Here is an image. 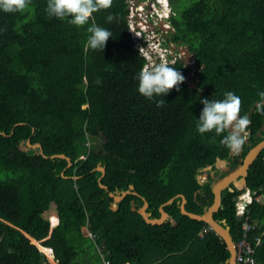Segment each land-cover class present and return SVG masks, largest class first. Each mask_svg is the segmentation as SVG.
I'll use <instances>...</instances> for the list:
<instances>
[{"label":"trees","instance_id":"obj_1","mask_svg":"<svg viewBox=\"0 0 264 264\" xmlns=\"http://www.w3.org/2000/svg\"><path fill=\"white\" fill-rule=\"evenodd\" d=\"M46 6L31 0L23 12L0 11V264H228L225 241L213 229L201 235L210 225L183 214L179 194L188 211L203 214L214 201V183L227 173L217 161L234 169L264 139V0H194L176 11L172 39L194 54L197 69L191 74L184 60L170 63L185 80L156 97L164 100L160 107L138 92L146 60L127 32V0L93 14L112 33L104 50L86 49L87 25L49 17ZM226 91L240 97L238 115L251 121L236 153L221 143L227 132L196 129L202 97L221 99ZM60 153L72 164L53 157ZM131 185L119 201L110 194ZM246 188L255 199L240 216L236 201ZM258 195L264 148L246 185L224 189L214 214L236 241L249 217L255 226L247 236L261 235L256 259L264 264ZM174 196L161 224L139 211L147 200L158 218Z\"/></svg>","mask_w":264,"mask_h":264},{"label":"clouds","instance_id":"obj_2","mask_svg":"<svg viewBox=\"0 0 264 264\" xmlns=\"http://www.w3.org/2000/svg\"><path fill=\"white\" fill-rule=\"evenodd\" d=\"M146 1L147 3L145 4V11L150 15L152 6L151 8L149 7L150 0ZM159 1L160 0H155L157 3H159ZM30 2L31 0H0V11L23 12L29 6ZM168 3L170 5V0H168ZM111 4L112 0H47L45 12L49 17H56L61 20L66 19L69 24L75 25L77 27L87 25L86 31L89 35L85 44V48L104 50L106 42L108 41L109 37L112 36V33L108 28L97 24L93 14L100 11L101 9L110 8ZM172 11L174 14L176 13L174 9H172ZM173 13L169 19H171V17L174 15ZM149 17L144 15L140 16L142 22H145ZM113 19L114 16L112 13H109L106 17V20L109 22H111ZM135 21L136 27L139 31L136 33V35H139L142 48H150L148 42H156L158 40L160 41V44L158 45L159 49L161 47L167 48V50L163 51L156 49L153 54V56L156 58L155 62L149 60L147 58L149 53L145 52V48L142 49L140 47L138 37L137 39L134 38L133 31H129V23L127 22V32L130 34L133 47L139 52L140 56L144 57L146 60V63L141 67L136 77L138 80V92L146 98L156 100V97H164L174 86H178L185 80V76L182 74V72L170 64L174 63L172 61L173 56H176V60H183L180 54V46L183 45H179L177 42H175L172 39L171 33V37H167V40L162 41V37L158 35L159 29H154L151 25L152 19L150 21V26L146 27L141 26V23H139L138 20ZM153 30L155 31V36L149 37V34H152ZM170 49H172V51ZM163 52L166 53V60L161 59V54ZM200 101L203 104V108L196 122L197 131L200 134L214 131L217 135L227 132V134L222 136L221 143L226 145L232 151H239L244 145L246 139H248L249 131L246 129L251 122L247 115H238L241 103L240 97L233 91H226L221 99L202 97ZM156 103L158 107L163 106L164 100H156ZM248 190L251 191L250 188H246L241 194L246 193ZM252 193L254 201L255 192ZM241 194H239V196ZM239 196L236 201V208ZM252 202L248 203V205Z\"/></svg>","mask_w":264,"mask_h":264},{"label":"water","instance_id":"obj_3","mask_svg":"<svg viewBox=\"0 0 264 264\" xmlns=\"http://www.w3.org/2000/svg\"><path fill=\"white\" fill-rule=\"evenodd\" d=\"M260 102H256V105H259ZM29 144L33 147H41V143H31L29 141ZM264 148V139L259 141L255 146H253L249 152L245 155L244 158L241 159V162L238 164V166L234 169L227 168V173L219 178L213 185V193H214V201L213 203L205 209V212L203 214H199L196 212L188 211L186 209V203L187 198L184 194H179V196L182 197L181 202V211L183 214H186L190 216L191 218L198 219V220H204L206 223H208L212 229L225 241V243L228 246L230 257L228 259V264H237L236 261V245H235V239L231 233L230 227L220 221H218L214 214L217 212L221 206L222 203V193L223 190L230 187L232 184H238V181H241L239 184L246 185L247 183V175H248V169L253 163L254 159L258 156L260 151ZM242 147L240 148L241 151ZM44 153V151L42 150ZM53 157H62L66 158L69 161V165L72 164L71 157L67 156L64 153L60 154H54ZM211 168V166H209ZM97 169L101 170L103 172L102 176L100 177V180H102V177L105 175L106 168L103 165H100L97 167ZM208 177V176H207ZM75 178H78L75 176ZM102 187L105 189H108V186L100 183ZM134 188L133 185L130 186V188L126 191H123L120 194H116L114 192H110V194L114 197L116 201H119L123 199L128 193L132 191ZM178 196V195H177ZM174 196L170 198L167 202L161 205V216L158 218L151 217V212L147 211V208L149 206V203L147 200H145L144 205L139 209V211L143 214L146 221L152 224H161L164 221L168 220L170 218V214L164 209V205L170 204L174 201V199L177 197ZM135 209V207H134ZM36 242H35V241ZM32 242L37 244L38 246H43L42 244H38V240L32 237ZM40 243V242H39ZM40 248V247H39ZM55 256V255H54Z\"/></svg>","mask_w":264,"mask_h":264},{"label":"built area","instance_id":"obj_4","mask_svg":"<svg viewBox=\"0 0 264 264\" xmlns=\"http://www.w3.org/2000/svg\"><path fill=\"white\" fill-rule=\"evenodd\" d=\"M144 2H147L146 0H141ZM128 2V8L130 10V14H129V19H128V23H129V31H133V36L135 39H137L138 37V42L140 44V47L142 48V44L139 40V35L137 36L136 33H138V29L136 27V21L138 20L139 23H141V26H150V21L153 18L154 20V24H151L153 26L154 29H159V33L158 35L161 37L164 36V33L167 34V37H171V34L174 33V28L171 27L172 23L171 21H169V27L165 25L166 21H161L163 19H166L168 17L171 16L172 12V8L170 7V5H164L162 3V1H159V5L157 6L156 3L157 2H152L151 6H152V10L150 12V15L146 13L145 11V4L143 5L139 2V0H127ZM140 4V6H138ZM169 4V3H168ZM162 9V11H161ZM174 14V13H173ZM150 16L149 18H147V20L145 22L141 21L140 16ZM155 18L157 19V21L155 20ZM167 20V19H166ZM171 29V30H170ZM166 30L167 33H166ZM170 31V32H169ZM155 31H152V34H149V37H154L155 36ZM171 33V34H170ZM160 44V41H151L148 42V45L150 46V48L148 47H143L145 48V52L153 55L156 49L158 48V45ZM142 48V49H143ZM160 51L162 50H167V48H160ZM172 51V49H170ZM166 53L163 52L161 54V59L166 60L167 57L165 56ZM173 62L176 61V56H173L172 59ZM155 62V61H154ZM257 200L264 202V199L262 198V195H258ZM253 201V193L248 190L246 193H243L239 196V200L237 202V214L240 216H244L248 207V203ZM255 225H251L250 221H249V217L246 218V221L244 222L243 228L245 229V233L242 234V237L239 240H235V245H236V261L237 264H258L257 259H256V246L259 245L262 241V237L261 235H256L253 240L251 238H249L247 236V232L250 230L251 227H254ZM212 229L211 226H209L207 229L204 228L203 233L206 232L207 230ZM203 233H201V235L203 236ZM90 236L94 237L95 235L93 233H89Z\"/></svg>","mask_w":264,"mask_h":264},{"label":"rangeland","instance_id":"obj_5","mask_svg":"<svg viewBox=\"0 0 264 264\" xmlns=\"http://www.w3.org/2000/svg\"><path fill=\"white\" fill-rule=\"evenodd\" d=\"M140 2H141V4L143 5L144 3H147V2H144V1H141V0H139ZM192 1H194V0H170V5H171V7H172V9H174V11L176 12L177 11V13H178V15H180L181 14V12L187 7V6H189L190 4H191V2ZM152 2H155V0H150V2H149V7L151 8V4H152ZM156 5L158 6L159 4L158 3H156ZM138 6H140V4L138 5ZM149 8V9H150ZM173 12V11H172ZM167 19V20H166ZM166 19H163V20H160L159 22H163V21H166L165 22V25L166 26H168L169 27V21H170V19H169V17L168 18H166ZM155 20L157 21V19L155 18ZM152 24L153 25H155L154 24V20H153V18H152ZM171 27H173V26H171ZM171 30V29H170ZM167 31L168 30H166V33H167ZM170 32V31H169ZM161 36V35H160ZM162 39V41L163 40H167V34H165L164 33V36L161 38ZM180 45V44H179ZM180 54H181V56H182V59L184 60V62L188 65V66H190L191 67V74H193L194 73V71L197 69V60H196V58H195V56H194V54L188 49V47L187 46H180ZM147 58L149 59V60H151V61H155V56H153V55H151V54H149V55H147ZM194 83V82H193ZM98 142H100V141H96V143H98ZM236 152H240V150L239 151H233V153H236ZM217 167L220 169V170H222V171H224V170H227V168L229 167L228 166V162L226 163V161H222V160H218L217 161ZM200 178V180L201 181H205L206 180V178H207V174L206 173H204V174H202V175H200L199 176ZM236 185H242V184H236ZM262 198L264 199V195H262ZM88 230H87V228H85V234L86 235H88L89 234V232H87ZM90 235V234H89ZM38 244L40 245V243H39V241H38ZM40 247V249H41V246H39ZM98 250H99V252H103L104 251V248L103 247H99L98 248ZM41 251H43L42 249H41ZM43 252H45V251H43ZM46 253V252H45ZM47 254V253H46ZM47 257H48V259H49V261L50 262H52V261H55L52 257H50L48 254H47ZM105 257V255H103V258ZM53 263V262H52ZM56 263H58L57 261H56ZM54 264V263H53Z\"/></svg>","mask_w":264,"mask_h":264},{"label":"bare ground","instance_id":"obj_6","mask_svg":"<svg viewBox=\"0 0 264 264\" xmlns=\"http://www.w3.org/2000/svg\"><path fill=\"white\" fill-rule=\"evenodd\" d=\"M161 1H162V3H163L164 5H165V4H166V5H169V4H168V0H161ZM161 11H162V9H161Z\"/></svg>","mask_w":264,"mask_h":264},{"label":"crops","instance_id":"obj_7","mask_svg":"<svg viewBox=\"0 0 264 264\" xmlns=\"http://www.w3.org/2000/svg\"><path fill=\"white\" fill-rule=\"evenodd\" d=\"M128 3V2H127ZM129 14H130V10H129ZM128 19H129V15H128ZM128 19H127V22H128ZM90 233V232H89ZM43 250H45V249H43Z\"/></svg>","mask_w":264,"mask_h":264}]
</instances>
